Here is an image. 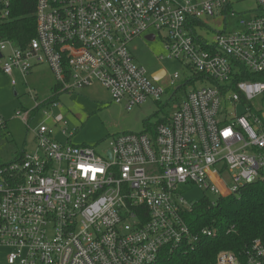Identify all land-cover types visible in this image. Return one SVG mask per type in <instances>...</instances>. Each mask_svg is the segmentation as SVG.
I'll return each mask as SVG.
<instances>
[{"label":"built area","instance_id":"2783aa9c","mask_svg":"<svg viewBox=\"0 0 264 264\" xmlns=\"http://www.w3.org/2000/svg\"><path fill=\"white\" fill-rule=\"evenodd\" d=\"M243 1L37 0L34 37L22 45L0 38V71L12 87L14 72L25 79L39 65L59 87L55 99L31 96L33 108L15 114L33 147L0 165L6 264H156L164 250L194 249L200 237L216 234L189 230L184 213L192 203L181 187L221 198L264 176V109L255 105L264 102V0H252L260 14L235 17ZM232 17L238 30L226 32ZM13 18L11 0H0V26ZM216 19L224 29L208 42L200 32ZM149 32L163 34L167 59L191 73L186 84L201 87L153 127L112 137L110 158L74 145L62 115L47 111L60 107V94L95 81L127 110L166 94L130 54L131 43ZM240 67L263 80L234 81ZM178 79L169 75L168 85ZM5 127L0 114V131ZM215 264H264V245L256 239L239 256L222 250Z\"/></svg>","mask_w":264,"mask_h":264},{"label":"rangeland","instance_id":"374dc122","mask_svg":"<svg viewBox=\"0 0 264 264\" xmlns=\"http://www.w3.org/2000/svg\"><path fill=\"white\" fill-rule=\"evenodd\" d=\"M256 3L252 0H245L233 7L238 13L235 17H248L252 14H260L256 11ZM250 11L248 14H242ZM232 17L226 23V32L237 31V18ZM208 29H202L203 35L208 42L214 38L216 31L222 32L223 22L220 19L208 22ZM153 32L147 33V35ZM155 39L148 41L144 38H136L129 46L130 54L135 63L142 66L149 76L157 70H164L166 76L156 84L169 88L157 102L147 101L144 104H137L130 110L126 109V104L115 103L104 87L95 81L88 86L72 91L71 94L63 93L57 98L60 107L48 111L52 117L61 114L63 120L67 122L65 126L67 132L72 135L74 145L91 146L99 155H103L109 146L112 137L125 132L138 133L144 131L145 127H153L158 121L169 117L175 110V103L184 99L185 94L194 88L201 87L197 80L192 84H186L187 77L191 76L188 69L183 67L174 59H167L164 50L163 34L153 33ZM164 57L160 60L159 57ZM179 74V79L168 85L169 75ZM16 85L14 88L10 84V78L0 71V113L7 123V128L0 131V162L9 163L22 150L33 147L32 134L19 118L15 117L17 111L33 108L31 96L37 101H50L52 98V88L57 83L53 72L46 65H39L25 79L14 72ZM17 95H14V90ZM174 93L172 99L169 97ZM255 105L264 109V102L255 100ZM41 113L32 123V128L41 122ZM183 198L188 204L195 203L203 197L213 198L208 192H203L195 186L188 185L181 187ZM11 253L9 247L0 246V264H6V258Z\"/></svg>","mask_w":264,"mask_h":264},{"label":"trees","instance_id":"16d2710c","mask_svg":"<svg viewBox=\"0 0 264 264\" xmlns=\"http://www.w3.org/2000/svg\"><path fill=\"white\" fill-rule=\"evenodd\" d=\"M36 2L11 0L14 18L0 26L1 39L8 38L22 45L34 37ZM260 80H263L261 75L248 73L242 67L234 75V81ZM52 89L55 93L59 87L55 84ZM20 153L13 160H17ZM184 219L194 234L206 228L215 230L216 234L211 238L200 237L194 249L173 253L164 250L156 264H215L216 255L222 250L239 256L246 253L256 239L264 245V176L240 188L236 195L221 198L205 196L192 203L189 212L184 213Z\"/></svg>","mask_w":264,"mask_h":264},{"label":"crops","instance_id":"0c3cea01","mask_svg":"<svg viewBox=\"0 0 264 264\" xmlns=\"http://www.w3.org/2000/svg\"><path fill=\"white\" fill-rule=\"evenodd\" d=\"M146 36H148V35H146ZM146 36H144V38L146 37ZM153 37V36H152ZM34 69H32V71H33ZM32 71L30 72V73H32ZM165 73V71L164 70H162V69H160V70H157V71H155V72H153L152 74H151V77H152V75H158L159 76V80L158 81H160L161 80V78H162V76H163V74ZM158 81H156V82H158ZM14 88V87H13ZM14 90V89H13ZM53 90V89H52ZM14 95L16 96L17 95V92L14 90ZM1 114V113H0ZM2 116V115H1ZM6 128H7V123H6V127H5V130H6ZM4 130V131H5ZM3 131V130H2ZM1 164H5V163H1Z\"/></svg>","mask_w":264,"mask_h":264},{"label":"water","instance_id":"95a60500","mask_svg":"<svg viewBox=\"0 0 264 264\" xmlns=\"http://www.w3.org/2000/svg\"><path fill=\"white\" fill-rule=\"evenodd\" d=\"M152 36H153L152 34L148 35V36L145 37V39L148 40V41H151V40H153ZM151 79H152V81H158L159 80V76L158 75H152ZM106 152H107L106 153L107 157L110 158V152L109 151H106Z\"/></svg>","mask_w":264,"mask_h":264},{"label":"snow or ice","instance_id":"6c2138e0","mask_svg":"<svg viewBox=\"0 0 264 264\" xmlns=\"http://www.w3.org/2000/svg\"><path fill=\"white\" fill-rule=\"evenodd\" d=\"M226 135H227V133H226Z\"/></svg>","mask_w":264,"mask_h":264}]
</instances>
